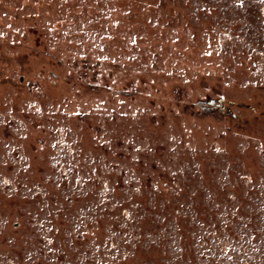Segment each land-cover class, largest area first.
<instances>
[{
    "label": "rangeland",
    "instance_id": "374dc122",
    "mask_svg": "<svg viewBox=\"0 0 264 264\" xmlns=\"http://www.w3.org/2000/svg\"><path fill=\"white\" fill-rule=\"evenodd\" d=\"M0 264H264V0H0Z\"/></svg>",
    "mask_w": 264,
    "mask_h": 264
}]
</instances>
